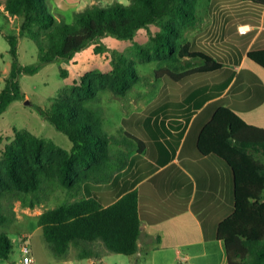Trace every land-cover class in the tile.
<instances>
[{
	"label": "trees",
	"instance_id": "1",
	"mask_svg": "<svg viewBox=\"0 0 264 264\" xmlns=\"http://www.w3.org/2000/svg\"><path fill=\"white\" fill-rule=\"evenodd\" d=\"M252 1L264 4V0ZM198 3L199 0H129L128 4L115 2L87 8L68 17L50 0H5L0 16H17L21 24L19 35H6L12 66L0 92V115L12 102L24 98L21 74L35 73L40 67L21 63L20 36L33 39L41 63H49L59 57L72 58L99 36L111 34L130 40L141 28L156 24L160 30L152 35L151 45L138 44L137 51L143 59L169 63L156 70L157 78L168 76L179 81L193 73L221 68L223 63L214 56L182 42L186 31L201 22ZM208 46L204 44L203 48ZM248 54L264 66V49L250 50ZM139 79L137 68L121 58L112 75L100 74L98 82L83 77L72 88L71 96L59 98L42 110L69 136L70 149L30 131H17L0 160V258L10 259L14 251L8 229L17 213L14 206L6 205L4 197L8 193L26 202L25 195L43 192L49 179L78 192L87 181L112 180L127 166L129 151L137 146L144 149L143 142L130 132L123 138L130 150L114 148V136L105 129L103 109L85 103L97 97L99 84L108 83L115 91L126 93ZM198 149L201 154L220 156L234 173L235 210L217 230V237L225 244L228 263L264 264V127L248 123L230 106H221L202 129ZM25 204L34 206L33 202ZM39 224L58 256L67 255L73 245L81 257L94 260H101L107 250L134 254L142 232L139 194L131 190L109 205L92 196L76 195L46 209Z\"/></svg>",
	"mask_w": 264,
	"mask_h": 264
},
{
	"label": "crops",
	"instance_id": "2",
	"mask_svg": "<svg viewBox=\"0 0 264 264\" xmlns=\"http://www.w3.org/2000/svg\"><path fill=\"white\" fill-rule=\"evenodd\" d=\"M106 2L115 1L91 4L106 6ZM74 3L55 0L68 10L80 8ZM208 9L210 16L193 28L189 44L214 56L222 67L166 82L169 90L149 106V114L131 123L144 149L129 151L127 166L112 180L87 181L81 187V195L95 197L103 205L138 191L142 232L138 251L129 255L130 264H229L217 230L235 210L234 173L220 156L201 154L198 139L216 110L225 105L248 123L264 127V66L248 54L264 49V4L217 0ZM48 208L53 207H45L43 201L27 207L38 223ZM38 229L44 234L40 224ZM52 252L54 256H39L33 247V264H109L108 250L101 260L81 257L74 245L65 256Z\"/></svg>",
	"mask_w": 264,
	"mask_h": 264
},
{
	"label": "rangeland",
	"instance_id": "3",
	"mask_svg": "<svg viewBox=\"0 0 264 264\" xmlns=\"http://www.w3.org/2000/svg\"><path fill=\"white\" fill-rule=\"evenodd\" d=\"M50 1L56 5L55 0ZM91 1L94 0H68L69 4L75 2L74 5L80 6V8L75 7L68 10L66 6L65 8L58 7L60 12L71 17L87 8L102 6L100 4L92 5ZM114 1L129 3V0ZM215 1L217 0H199L198 14L201 19L210 16L208 6L209 3ZM4 2L5 0H0V4ZM104 4L110 5L107 2ZM0 6L4 8V4ZM20 24V19L17 16H9V18L0 16V92L5 86L6 77L10 74L12 66L10 43L6 35L9 33L19 35ZM158 30L160 27L156 24L149 28H141L136 37L130 40L111 34L99 36L77 51L72 58L59 57L49 63H41L39 48L33 39L20 36L19 58L21 63L40 67L35 73L23 72L21 74L24 98L12 102L8 109L0 115V160L6 146L14 140L18 130L30 131L46 140L54 141L63 148L70 149L72 142L69 136L51 123L42 110L49 108L52 102L59 98L71 96L72 88L78 85L83 77H90L98 82L100 74L112 75L121 58H125L137 68L140 74L139 81L126 93L115 91L108 83L99 84L97 97L85 103L103 109L105 129L114 136L112 146L128 152L130 146L123 138L126 132L136 133L131 126L133 120L144 119L150 112L149 106L159 100L165 90H169V85L166 82H175L168 76L156 77V70L168 66V62L143 59L137 51L138 44L150 46L152 35ZM193 36V29H188L182 42L189 43ZM49 182L50 184L45 187L43 192L25 195L26 202L17 199L11 193L4 197L8 208L14 206L17 218L13 220L8 229L14 242V251L8 260L0 258V264L23 263L22 245L25 235L28 237V243L32 250L34 247L39 256H45V254L54 256L52 249L48 245L45 247L47 241L42 229H38V219L27 209L28 205L25 203L33 202L35 204L43 201L45 207H54V205L62 204L76 195L80 196L82 191L81 189L78 192L69 190L57 180L49 179ZM18 215H21L19 219ZM130 258L128 254L114 251H109L106 256L109 264H130Z\"/></svg>",
	"mask_w": 264,
	"mask_h": 264
},
{
	"label": "built area",
	"instance_id": "4",
	"mask_svg": "<svg viewBox=\"0 0 264 264\" xmlns=\"http://www.w3.org/2000/svg\"><path fill=\"white\" fill-rule=\"evenodd\" d=\"M242 32H246L247 28L241 29ZM22 251L24 253L23 263L22 264H33L34 263V256H33V250L30 246V243H28V237L24 236V244L22 245Z\"/></svg>",
	"mask_w": 264,
	"mask_h": 264
}]
</instances>
